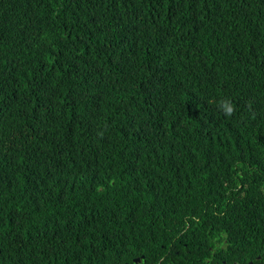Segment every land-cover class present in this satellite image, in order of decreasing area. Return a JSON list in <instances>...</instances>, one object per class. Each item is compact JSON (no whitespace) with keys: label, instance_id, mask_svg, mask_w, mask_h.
Returning <instances> with one entry per match:
<instances>
[{"label":"trees","instance_id":"trees-1","mask_svg":"<svg viewBox=\"0 0 264 264\" xmlns=\"http://www.w3.org/2000/svg\"><path fill=\"white\" fill-rule=\"evenodd\" d=\"M262 13L264 0H0V264H122L197 218L264 230V122L231 142L255 115L231 98L264 85ZM223 16L248 26L237 49ZM241 154L247 204L209 214L215 169L234 187Z\"/></svg>","mask_w":264,"mask_h":264},{"label":"flooded vegetation","instance_id":"flooded-vegetation-1","mask_svg":"<svg viewBox=\"0 0 264 264\" xmlns=\"http://www.w3.org/2000/svg\"><path fill=\"white\" fill-rule=\"evenodd\" d=\"M200 220L187 222V227L177 230V235L160 249L156 247L153 254L142 252L122 264H264V230L254 236L253 227L246 229L243 222L242 228L228 231L214 222L191 228Z\"/></svg>","mask_w":264,"mask_h":264},{"label":"clouds","instance_id":"clouds-1","mask_svg":"<svg viewBox=\"0 0 264 264\" xmlns=\"http://www.w3.org/2000/svg\"><path fill=\"white\" fill-rule=\"evenodd\" d=\"M261 21L264 22V14L262 13ZM216 30L226 47L237 49V45L244 36L249 35L248 26L245 22L231 16H223L217 19ZM246 90V92H245ZM246 93L250 98H246ZM234 104L254 111V119L250 123L241 125L237 133L231 138L234 146L240 145L246 141L253 133L255 128L264 122V85L252 84L250 82L243 83L236 91L235 96L231 98ZM223 114L232 116L235 107L231 102L221 101ZM247 134L248 138H242L241 134ZM238 150V149H237ZM240 151V150H238ZM234 177L237 182L232 187V175L230 172H224L220 164L215 169L211 178V193H203L205 197V205L208 213L214 216H223L229 210H239L238 201L244 205L249 199V185L246 182L243 172L242 154L235 163ZM240 215V214H238ZM213 219V218H212ZM220 228V227H217ZM228 231L230 228L221 227Z\"/></svg>","mask_w":264,"mask_h":264},{"label":"water","instance_id":"water-1","mask_svg":"<svg viewBox=\"0 0 264 264\" xmlns=\"http://www.w3.org/2000/svg\"><path fill=\"white\" fill-rule=\"evenodd\" d=\"M245 92H246V90H245ZM246 98L247 99L250 98V95L248 93H246Z\"/></svg>","mask_w":264,"mask_h":264}]
</instances>
